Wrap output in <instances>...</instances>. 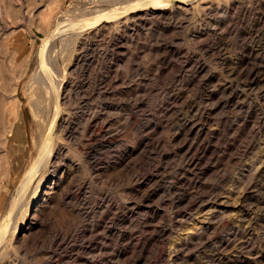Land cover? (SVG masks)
<instances>
[{
	"label": "rangeland",
	"instance_id": "obj_1",
	"mask_svg": "<svg viewBox=\"0 0 264 264\" xmlns=\"http://www.w3.org/2000/svg\"><path fill=\"white\" fill-rule=\"evenodd\" d=\"M128 1L0 0V56L12 58H0V90L16 107L0 114L10 224L55 112L43 40L79 25L45 46L63 120L0 264H264V0L92 19Z\"/></svg>",
	"mask_w": 264,
	"mask_h": 264
},
{
	"label": "bare ground",
	"instance_id": "obj_2",
	"mask_svg": "<svg viewBox=\"0 0 264 264\" xmlns=\"http://www.w3.org/2000/svg\"><path fill=\"white\" fill-rule=\"evenodd\" d=\"M177 1H178V3H171L169 0H133V1L129 0L128 3L125 4V7H122V6H120L122 8H120V7L117 8L116 7L115 9H113L111 11V13H109L107 15H103V13H101L100 16L94 17L92 19L93 20L94 19L95 20H101L104 23L112 22V21L120 22V21H123L126 18H128L127 16H131V15H133V14H135V13L141 11V10L145 11V10L155 9V10H159L160 11V10L166 8L168 6V4L179 5L180 8H183L184 5H188L192 0H177ZM84 15H86V14H84ZM73 19H75V18L73 17ZM92 19L85 20V22H83L82 24L90 23L92 21ZM64 22L62 24L58 23L57 25H54L52 30L47 34V36L43 40V47L41 49L42 50V67L44 69L46 77H47V79H48V81L50 83V86H51V88H52V90L54 92V96H55V105H54L55 106V112H54L53 117L51 118V122L49 123L47 130L45 131V134H44V136L42 138V141L40 142V145H39V148H38L39 157L36 158L31 163V165L28 167V169L26 170L25 174L23 175L22 180L20 181V183L16 187L15 193L18 195V204H17V207H16V211H15V213L13 215L11 224L8 222V218L6 219V217L4 215L2 216V218L0 220L1 221L0 222V243L2 242V245H1L0 249H2L3 246H5L4 242L7 239V235L6 234H7L8 229L10 228V231H9L8 234H10L11 232L14 233L17 230V228L19 227V225L21 224V222H22V220H23V218H24V216L26 214L27 207L24 204L25 194L27 193L28 188H30V184H31L32 180L37 175H39L42 170L45 169V167L47 166V164L50 161L53 160V152H54V149L56 147V137H57V134H58V129L60 128L59 126H60V124H61V122L63 120V118L61 117V116H63L62 112H61V108H62L64 103H63V96H62V94L59 93L60 91H56V89H54V83L52 82V79H51L49 71H48V63H47L46 56H45V46L48 45V47H49L51 41L54 38H56L58 34H61V32L63 30H73V29L75 30L76 28L79 27V25H73V23H70V24L66 23V25H63ZM0 32H1V30H0ZM2 32L4 33V28H3ZM3 44H5V43H3ZM5 49H4V51H6ZM2 51H3V49L1 50V53H2V54L0 53L1 55L4 54ZM5 55L7 57V54H5ZM3 57L0 56V58H3ZM8 58L9 57H7V59ZM11 59L12 58H9V60H11ZM2 62H4V60ZM9 62L12 63L11 61H9ZM5 63H7V62L5 61ZM2 65H3V63H2ZM8 65L6 64V66H8ZM0 67H1V64H0ZM6 68L9 69V67H6ZM1 70L2 69H0V78L2 79V81L7 82L6 80H8L7 77L9 76V74L7 73L6 69L5 70L3 69L2 71ZM55 74H56V72H55ZM6 75H8V76H6ZM59 75H58V77H59ZM58 77L56 78L57 87L61 84L60 83L61 82V78H58ZM6 94H7V92H6ZM6 94H5L4 91L0 90V114L1 115H5L6 118L8 117V119H10V117H13L12 110L15 109L16 107H15L14 103L12 101H10V97H8V96L6 97L5 96ZM3 96H5V98L2 99ZM59 102H60V104H59ZM1 120L2 119L0 118V121ZM54 125L56 126L55 131L52 134V136H50V132H51V130H52ZM43 182H44V175H41L39 180H38L37 187H39L41 184H43Z\"/></svg>",
	"mask_w": 264,
	"mask_h": 264
},
{
	"label": "water",
	"instance_id": "obj_3",
	"mask_svg": "<svg viewBox=\"0 0 264 264\" xmlns=\"http://www.w3.org/2000/svg\"><path fill=\"white\" fill-rule=\"evenodd\" d=\"M171 3H178V1L177 0H169ZM41 44H42V42H41ZM40 44V45H41ZM39 50V49H38ZM38 53H39V51H38ZM38 62H39V56H38ZM59 104H60V102H59ZM55 128H56V126L54 125L53 126V128H52V130H51V132H50V136H52V134L54 133V131H55ZM10 214V211H8L7 213H6V219H7V217H8V215Z\"/></svg>",
	"mask_w": 264,
	"mask_h": 264
}]
</instances>
